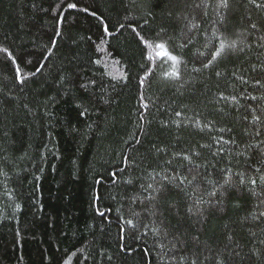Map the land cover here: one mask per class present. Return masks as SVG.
Wrapping results in <instances>:
<instances>
[{
  "label": "trees",
  "instance_id": "1",
  "mask_svg": "<svg viewBox=\"0 0 264 264\" xmlns=\"http://www.w3.org/2000/svg\"><path fill=\"white\" fill-rule=\"evenodd\" d=\"M223 2L0 0V264H264V0Z\"/></svg>",
  "mask_w": 264,
  "mask_h": 264
},
{
  "label": "snow or ice",
  "instance_id": "2",
  "mask_svg": "<svg viewBox=\"0 0 264 264\" xmlns=\"http://www.w3.org/2000/svg\"><path fill=\"white\" fill-rule=\"evenodd\" d=\"M250 2L253 3V4H256V0H250ZM221 6L224 7V8H227L228 7V0H224L223 4ZM67 7L69 9H75L77 7V5L75 3H69L67 5ZM256 7L257 8H264V3L256 4ZM84 11L87 12L88 9L85 8ZM92 15L95 16L96 13L93 12ZM126 26L131 27V31L135 34V37L137 38L138 43L140 45H142L144 49H147L148 47H152V46H154L157 49H163V48L166 47V45L164 43H162V42H150L148 39H146L144 36L141 35L140 31H138L136 27H132L131 22H128L127 25L125 23H121L119 25V29L118 30H123ZM255 26L256 25L253 24V27H255ZM192 27H198V25H193ZM103 31H104L105 34H109V35L111 34L110 33V30H109V25L107 23L104 24ZM57 35H60V33H57ZM213 35L215 36V32L213 33ZM189 43H191V41H189ZM235 47H236V42L235 41L231 42L230 44H225L224 41L221 40L219 47L216 48V51L211 53L212 59H209L207 61V63H204L202 65V67L204 69H208L213 64V62L217 59V57L220 56V54L226 48L235 49ZM2 50L4 52H8V49L7 48H4ZM158 55H160V56H168L169 53H167V52H160V53H158ZM200 55H203V53H201ZM143 58H144V60L146 62L152 60V56H150V55H144ZM171 60L174 61V62H177V63L179 62L178 61V58L175 55L171 56ZM13 63H15V60L14 59H13ZM40 71H41V68H37L36 69V72L37 73H39ZM140 71L143 72L144 74L142 76H139V86L140 87H144L145 86V81L151 79V77L154 74V70L151 69V68H148L147 63H145L144 65H141ZM192 71L193 72H200L201 71V68H193ZM216 75L219 77L221 75V73L217 72ZM163 77L165 79H169V78H177V79H179L180 78V72H179L178 69H175L174 68V70L171 71V72H164L163 73ZM15 78H16V80H17L18 83L23 84L24 81H23V78H22V76L20 74V70H19L18 67L16 68V77ZM256 83L259 84L260 82L259 81H256ZM141 99H143V97H141ZM231 99L233 101H235L236 100V97L233 96ZM251 99L256 100L257 97L253 96V97H251ZM261 99H264V97H261ZM141 107L147 109L148 105L147 104H141ZM253 111H255V109ZM176 115L177 116H180L181 113L180 112H177ZM140 118L141 119H144L143 114L141 115ZM252 119H253V121H259L261 119V117L258 116V115H253ZM196 125L197 126L200 125V121L199 120L196 121ZM220 131L223 132L224 129H221ZM137 143H140V141L137 140ZM201 147H208V145H202ZM221 151H222V149H221ZM197 155H198V153H197ZM174 156H182V159L183 160L191 162V157L188 154L174 153ZM169 163H171V162L169 161ZM221 171H223V170H221ZM257 171H259V169ZM116 176H117V173H115V172L111 173V178L113 179V183H116ZM240 177H241L240 178V184L243 185L245 183V179H244L243 173L240 174ZM176 179H177V177H175V176L174 177H171V178H169L168 176H165L164 177V180L167 181L168 184H174L175 181H176ZM259 179H260V183L261 184H264V175H261L259 177ZM195 180H196V176H193L192 181H189V183L191 184ZM250 182H251L252 185H255L257 183V181L255 179L251 180ZM96 183H101V181L100 180H97ZM127 183L131 184L132 183L131 179H129L127 181ZM207 183H212V181L211 180H208ZM224 184L225 185L229 184V181L228 180H225L224 181ZM141 187L143 188V185H141ZM221 187H223V185H221ZM147 189H151L155 193H159L162 190L161 187L153 188V185L152 184H148L147 185ZM211 195L213 197H215L216 196V191H213L211 193ZM221 196H223V193H221ZM152 199H155V197H152ZM135 200H136V197H133V202H135ZM222 204H223V201L222 200H216L215 202H212L211 203V206L212 207H219V208H221V210H223L222 209ZM16 207L19 208V205H16ZM197 211H199V210H197ZM188 212L191 213L192 212V209L189 208L188 209ZM97 215L104 216L105 213L104 212H100L98 210L97 211ZM200 215L202 216L203 213H200ZM260 215L261 216H264V212H262ZM126 223L129 226L135 227V225H133V222L131 220H127ZM123 231L124 230L121 229V232H123ZM153 231L155 232V229H153ZM123 238L124 237L121 236V239H123ZM192 264H196V260H193L192 261Z\"/></svg>",
  "mask_w": 264,
  "mask_h": 264
}]
</instances>
